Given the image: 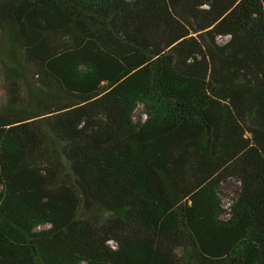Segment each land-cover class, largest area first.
I'll list each match as a JSON object with an SVG mask.
<instances>
[{
  "label": "trees",
  "instance_id": "trees-1",
  "mask_svg": "<svg viewBox=\"0 0 264 264\" xmlns=\"http://www.w3.org/2000/svg\"><path fill=\"white\" fill-rule=\"evenodd\" d=\"M0 79V264H264V0H0Z\"/></svg>",
  "mask_w": 264,
  "mask_h": 264
},
{
  "label": "rangeland",
  "instance_id": "rangeland-1",
  "mask_svg": "<svg viewBox=\"0 0 264 264\" xmlns=\"http://www.w3.org/2000/svg\"><path fill=\"white\" fill-rule=\"evenodd\" d=\"M226 37H219L218 41L221 43ZM4 88L2 80L0 79V102L4 99ZM142 105H139L134 112V118L140 115ZM240 184L235 178H228L223 180L219 185V195L221 197L222 205L228 207L229 203L238 195Z\"/></svg>",
  "mask_w": 264,
  "mask_h": 264
}]
</instances>
